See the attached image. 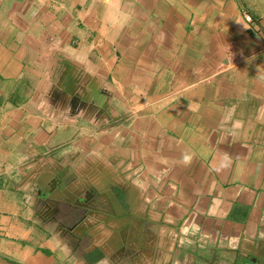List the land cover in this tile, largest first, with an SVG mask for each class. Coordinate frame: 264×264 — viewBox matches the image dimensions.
I'll return each mask as SVG.
<instances>
[{
	"label": "crops",
	"instance_id": "0c3cea01",
	"mask_svg": "<svg viewBox=\"0 0 264 264\" xmlns=\"http://www.w3.org/2000/svg\"><path fill=\"white\" fill-rule=\"evenodd\" d=\"M0 264H264V0H0Z\"/></svg>",
	"mask_w": 264,
	"mask_h": 264
},
{
	"label": "built area",
	"instance_id": "2783aa9c",
	"mask_svg": "<svg viewBox=\"0 0 264 264\" xmlns=\"http://www.w3.org/2000/svg\"><path fill=\"white\" fill-rule=\"evenodd\" d=\"M245 20H246V21H250V20H251V17H250L249 15H246V16H245Z\"/></svg>",
	"mask_w": 264,
	"mask_h": 264
}]
</instances>
